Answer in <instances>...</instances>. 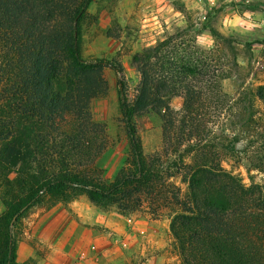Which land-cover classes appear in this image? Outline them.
Listing matches in <instances>:
<instances>
[{"label": "trees", "instance_id": "16d2710c", "mask_svg": "<svg viewBox=\"0 0 264 264\" xmlns=\"http://www.w3.org/2000/svg\"><path fill=\"white\" fill-rule=\"evenodd\" d=\"M92 1L0 0V264H15L13 231L46 195H84L123 213L159 193L178 209L169 232L179 264H264V186H247L223 169L205 138L223 96L212 52L178 33L135 53L139 82L128 97L121 65L81 57ZM106 69L116 76L128 141L110 183L97 164L106 130L91 112L107 93ZM254 92L264 103V85ZM170 98L180 99L178 110ZM148 112L161 119L162 154L143 153L137 118Z\"/></svg>", "mask_w": 264, "mask_h": 264}, {"label": "rangeland", "instance_id": "374dc122", "mask_svg": "<svg viewBox=\"0 0 264 264\" xmlns=\"http://www.w3.org/2000/svg\"><path fill=\"white\" fill-rule=\"evenodd\" d=\"M87 15L81 57L121 65L128 97L139 82L131 66L135 53L178 33L210 50L221 70L223 96L205 138L223 169L247 186H264V103L254 92L264 85V0H93ZM104 79L107 93L91 112L106 130L108 147L97 164L110 183L125 163L128 141L119 123L116 76L106 69ZM168 101L171 109L180 108V99ZM137 122L143 153L162 154L160 117L148 112ZM171 182L185 192L180 179ZM159 194L142 196L136 210L123 213L94 206L84 195H46L13 231L15 264H179L169 232L178 209Z\"/></svg>", "mask_w": 264, "mask_h": 264}]
</instances>
